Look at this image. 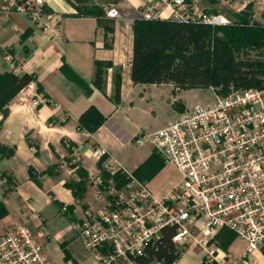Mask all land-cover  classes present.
<instances>
[{"label":"crops","instance_id":"obj_1","mask_svg":"<svg viewBox=\"0 0 264 264\" xmlns=\"http://www.w3.org/2000/svg\"><path fill=\"white\" fill-rule=\"evenodd\" d=\"M43 1L48 10L47 27L0 10V74L32 76L36 93L45 98L44 104L33 109L20 90L6 103L7 116L2 119L0 114V145L13 149L12 155L0 156V234L13 225L27 224L49 264H98L72 225L106 208L107 191L94 181L108 174L106 161L132 174L153 153L139 155L132 162L121 157L129 148L140 146L137 140L144 132L143 120H155L156 110L165 109L164 120L151 129L154 132L171 123L176 114L203 104L186 106L183 92H176L180 97L176 100H145L160 89L173 92L174 87L131 81L132 25L142 19L140 0L112 4L102 0ZM89 4L107 5L119 16L110 18L103 10L99 23L92 16L78 15L77 10ZM202 6L212 5L204 2ZM95 62L110 63L101 87L93 83ZM90 106L105 117L93 131H89L95 126L92 119L82 117ZM95 151L99 154L94 155ZM100 154L106 157L102 167ZM74 159L77 165L71 167L69 161ZM79 182L85 189L81 197H75L69 184ZM220 231L201 247L184 246L174 264H241L245 244L236 236L225 243L219 238ZM247 257V264H264L263 250Z\"/></svg>","mask_w":264,"mask_h":264},{"label":"built area","instance_id":"obj_2","mask_svg":"<svg viewBox=\"0 0 264 264\" xmlns=\"http://www.w3.org/2000/svg\"><path fill=\"white\" fill-rule=\"evenodd\" d=\"M123 1V0H118ZM144 20H171L211 27L230 25L233 16L249 15V25L264 26V0H140ZM209 2L211 7H203ZM106 16L117 10L102 5ZM0 10L47 27L43 0H0ZM10 60V57L8 58ZM22 91L33 109L45 103L33 81ZM164 163L180 176L163 198L154 197L147 183L115 169L106 161L110 179L95 178L107 191L104 210L72 225L86 252L98 264H137L174 229L175 248L205 245L218 231L232 232L245 244V258L264 251V95L255 88H229L211 102L177 115L171 123L145 136ZM101 153V152H100ZM99 154L95 151L94 155ZM102 155V154H100ZM75 164L76 159L72 160ZM116 173L129 178L117 189ZM0 264H49L27 224L0 234ZM64 264H73L65 262Z\"/></svg>","mask_w":264,"mask_h":264},{"label":"trees","instance_id":"obj_3","mask_svg":"<svg viewBox=\"0 0 264 264\" xmlns=\"http://www.w3.org/2000/svg\"><path fill=\"white\" fill-rule=\"evenodd\" d=\"M71 2V0H69ZM76 2L80 0H75ZM118 0H102L104 4H112ZM78 15L92 16L99 23L103 20V9L89 4L77 10ZM236 22L226 26H205L180 24L171 20H135L132 25L133 44L130 67V78L134 84H171L174 90L213 88L217 94L226 95L230 87L235 89L255 88L264 90V62L246 58L249 51L264 56V26L249 25V15L244 13L233 16ZM240 55L245 57L239 58ZM110 63L95 62L94 85L101 87L105 68ZM34 81L27 74L18 77L14 74H0V114L2 119L8 114L7 102L17 92ZM174 92V91H173ZM175 93V92H174ZM173 93V94H174ZM90 117L95 126L103 123L105 117L93 106H90L82 117ZM1 126V122H0ZM72 146V145H71ZM74 149V147H71ZM13 149L0 145V156L6 157ZM106 160L100 158V167ZM71 167L77 164H73ZM164 161L153 151L151 156L132 172L138 181L147 183L164 166ZM103 171V170H102ZM32 180L39 185L37 176L29 170ZM110 179L109 174L103 177V185ZM117 189L125 186L129 178L116 173L113 176ZM75 197H81L85 187L83 182L70 183ZM219 238L228 243L232 232L222 229ZM174 229L162 231L159 243L147 250L145 258L137 264H174L180 256L176 251L172 238ZM220 247L225 248L223 243ZM202 264H207L203 261ZM211 264H216L212 262Z\"/></svg>","mask_w":264,"mask_h":264},{"label":"rangeland","instance_id":"obj_4","mask_svg":"<svg viewBox=\"0 0 264 264\" xmlns=\"http://www.w3.org/2000/svg\"><path fill=\"white\" fill-rule=\"evenodd\" d=\"M246 56H247L246 58H249L251 60L258 59L264 62V56L260 55L259 53H255L254 51H249L248 55ZM241 57L243 58L245 56L240 55L239 58ZM261 79L264 80V74L261 75ZM173 91L175 93L171 92V90L168 88L160 89L157 93H152L150 96H145L146 98L145 100H164V101L165 100H176L180 98L179 96L178 98L176 97L177 96L176 92H180V93L183 92V95L181 96V98L183 99L185 105L188 107H193L198 104L204 105V104L211 102L214 96L217 94V90L213 88H199V89H189V90H182V91H179V89H176ZM262 92L264 95V90H262ZM196 94H198L199 96ZM192 109L193 108L187 109L184 112H189ZM156 111L158 114L157 119L155 120L147 119V120L142 121L144 132L138 136V140H137V143L140 146H134L124 151V153L121 155L122 160L124 162H132L137 158V156L145 155L146 153H148L149 151L151 152L152 150L154 151L153 146L148 142V140H145L144 138L145 136L153 132L151 131V129L156 124L164 120L162 115L164 116L166 114L165 109L161 107L160 110L157 109ZM179 114H181V112L176 114L175 117ZM179 178L180 176L177 172V169L172 164L166 163L147 182L148 189L154 197L159 198V199L163 198L170 191L173 185L179 181ZM181 250L182 248L180 247L176 249L177 252H181Z\"/></svg>","mask_w":264,"mask_h":264}]
</instances>
